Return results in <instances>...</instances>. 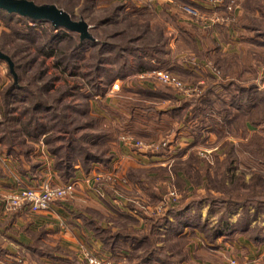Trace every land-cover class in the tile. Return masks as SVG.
<instances>
[{"label":"rangeland","instance_id":"obj_1","mask_svg":"<svg viewBox=\"0 0 264 264\" xmlns=\"http://www.w3.org/2000/svg\"><path fill=\"white\" fill-rule=\"evenodd\" d=\"M33 1L53 2L69 11L75 19L92 22L96 26L92 34L99 44L87 45L82 50L77 34L59 42L60 34L65 32L63 30L53 32L57 34V43L55 38L50 39L49 23L35 24L19 13L0 10V49L15 64V70L11 72L9 63L0 60V175L15 172L23 178L21 185H29L26 181L33 180L31 184L36 188L49 178L64 182L59 160H67L71 154V158L76 160V167L69 169V180H80V184L73 194L66 199L55 200L44 212L52 210L56 202L66 201L69 204L68 200L78 195L82 200L74 206L80 212H87L91 207L93 213L90 219L98 226L107 223L102 234L126 232L131 236L135 233L136 246H124L129 249V256L133 255L132 262L143 264L145 254L152 249L153 255L148 257L162 262L169 259L177 264L182 257L187 258L194 238L192 235L175 241L173 238L178 235H166L163 228L157 226L152 238L145 239L147 243H137L144 240L139 236L148 234V228L140 225L152 221L158 224L161 221L159 215L170 207L165 200L175 198V194L178 203L172 205L187 212L179 220L198 225L197 231L203 243L198 256L199 264H225V259L232 257L231 254L233 257L236 255L238 264H254L261 249L264 250V168L253 165L250 169L248 163L252 155L264 161V145H260L262 140L255 145L249 142L255 138V132L264 136V123L255 126L248 122L251 128L248 136L243 132L234 137L228 129H222L223 114H220L219 108H226L229 113L222 85L216 88L219 98L211 102L208 109L203 108L200 114L204 123L199 118H193L192 108H189L191 104L186 103L205 91L208 76L219 85L237 74L235 81L254 83L264 90V0H223L217 4L218 7L211 6L208 0H168L160 5L157 3L155 9L144 5L169 30L178 34L172 24L176 20L194 32L193 42H184L183 49L188 52L184 55L189 68L198 70L202 76H179L168 68L173 57L159 62L155 57L150 59L157 63L156 67L178 75L182 81L180 87L160 82L153 76L143 79L141 75L151 69H135L124 78L116 77L123 62L130 59L133 62L138 57L132 54L133 48L144 46L143 42L138 44L131 38L137 31L128 30L136 27V20L129 18L126 22L124 19L128 15L118 18L113 15L114 5L124 0ZM230 5L234 7L233 12L229 10ZM230 17L233 21L230 20L228 25L212 21ZM107 18L108 23L102 25ZM155 29L153 34L156 37L152 39L153 35H148L146 39L149 45L153 41L157 44L161 42ZM216 31L228 41L226 47L229 50L223 53L233 55L232 62L235 63L227 78L223 77L222 69L214 59L203 55L204 48L197 46L209 42V46L213 47L212 39ZM204 35L208 41L202 43ZM183 49L179 48V51ZM51 50L55 52L48 54L47 51ZM116 81L122 82V87L114 94L109 90ZM149 81L151 86L147 85ZM14 84L18 85V89L9 91ZM139 86L151 89L137 95L138 100L133 97L136 100L132 108L141 106L144 111H134L133 116L125 119L131 121L123 128L118 113H129L119 109L120 102L116 96L124 88ZM159 89V96L150 95ZM230 95L227 92L226 98L229 99ZM144 97L149 99L143 103L141 98ZM37 101L43 107L36 111ZM124 101H127L124 105H129L133 100ZM205 121L209 123L203 127L207 124ZM40 128L44 129L40 131ZM124 136L130 140L123 139L121 144ZM86 137L92 141L86 140ZM72 138L75 140L73 152L67 146ZM136 140L149 143V148H136ZM162 142H167L168 146H162ZM243 147L248 148L250 156L244 157ZM88 150L100 159L83 163ZM154 157H159V161L152 159ZM233 160H236L235 163H232ZM86 165L89 169L84 168ZM9 167L12 169L8 170ZM4 195L0 199L5 207ZM93 197L103 198L106 207H114L115 214L109 217L95 212L90 202ZM114 199H121L120 203L124 201L126 205H119L126 207L125 210L111 201ZM6 211L11 214L26 211L29 215H36V212L24 208ZM179 220L178 225H182ZM108 222H113L116 230ZM224 224H233L232 229L227 235L216 236L215 231L222 229ZM96 234L98 236V231ZM238 240L242 244H239L240 249H236V253L231 247ZM104 246H111V243L105 242ZM85 248L105 255L98 249L82 245L79 253L85 264H90L85 259ZM254 253L255 258L252 256ZM21 259L29 264L26 259ZM108 259L115 264L113 259ZM13 261L16 262L17 258ZM149 264L154 263L150 261Z\"/></svg>","mask_w":264,"mask_h":264},{"label":"trees","instance_id":"obj_2","mask_svg":"<svg viewBox=\"0 0 264 264\" xmlns=\"http://www.w3.org/2000/svg\"><path fill=\"white\" fill-rule=\"evenodd\" d=\"M29 1H33V0H29ZM97 1V0H94ZM103 1V0H102ZM36 5H44V4H54L53 2L51 3H37L35 1H33ZM56 5V4H54ZM62 9V8H60ZM144 9V10H143ZM145 9H147L145 11ZM1 11H7L4 10L2 8H0ZM65 12H67L70 16L71 19L74 21H82L85 22L87 24V34L88 36H83L84 34L80 31H76V30H72L69 29L67 27L64 26H58L56 27L52 21H50L49 19L46 18H37L34 19L30 16H24L26 17L30 22L32 23H49L50 25V31L49 33L51 34L50 39H54L56 40V35H54V31L57 30H63L65 31L63 34L61 35V38L58 40L59 42H61L64 39H67V37L69 38L70 36L73 37V35L77 34L80 38V48H82V50L90 44L93 45H98L99 43L96 41L95 37L92 34V30L94 27H96L95 25H93L92 22H88L84 19H75L73 17V15L63 9ZM8 12V11H7ZM113 15H116V18H118L119 16H125L128 15L127 17H125L126 19H124V21L127 22V19L132 18V20H136L135 23L136 27L134 28H128L129 31H137L135 32V34L131 37L136 43H144V46L142 47H138V45L136 47L133 48L132 50V54L137 55L138 57H135L132 60H128L125 61L121 64L120 67V72L117 73V78L119 77H125V75L127 73L132 72L133 70L137 69L139 71H143L147 69H152L154 67L157 66V63H153L150 59H152L153 57L157 58L158 62L159 60L162 59H166L171 58L173 55L176 56L177 53L179 52V48H183L185 46L184 42H193V38H194V32L192 31V29H189V26H187L184 23L178 22V21H174L172 22V24H174L173 26L175 27L176 31H178V34L173 31L172 29L169 30V28L165 25V24H161V22L158 21L157 17L154 16L153 12L148 9L146 6H144L143 4H139V2L135 1V0H124V2L122 3H116L114 5V10H113ZM115 18V19H116ZM130 20V21H132ZM115 22V20H114ZM112 22V23H114ZM108 23V18L104 20V22L102 23V25ZM130 23V22H129ZM135 25V24H134ZM155 27L158 30V36L160 38L159 44L152 43V45H149L148 42H146V39L148 37V35H153L154 39L156 36L153 34V31H155ZM98 28H96L95 30H97ZM53 30V31H52ZM52 31V32H51ZM247 31H249V29H247ZM147 32H150V34H147ZM125 33V32H124ZM123 33V34H124ZM180 33V34H179ZM72 34V35H71ZM191 35V36H190ZM245 35V34H244ZM249 35V34H248ZM249 38V36H248ZM130 39V37H129ZM142 40V41H141ZM164 40V42H163ZM58 41L56 40V42L58 43ZM174 41V46H172V42ZM214 44V43H213ZM104 45H109L108 43H105ZM159 45V46H158ZM59 47V45L57 46ZM187 48V47H186ZM214 51V55L212 56L211 54H207L208 56L210 55V57L212 59H214V61L216 62L217 65H219L222 69V73H223V77H229L230 71L234 68V64L232 62V56H228L227 53H223L222 51H220V47L217 46V44L215 43L214 47L211 48ZM3 52V51H2ZM48 54H53L55 52V50H51V51H47ZM6 54V53H5ZM8 56V54H6ZM156 55V56H155ZM241 56V54H239ZM11 59V58H10ZM1 61H5L8 62L6 60H1ZM13 60H11L12 63V67L11 64L10 65V71L14 72L15 70V64H13L14 62H12ZM243 70L241 69L239 72L241 73ZM237 72V71H236ZM235 76L228 80V81H223L221 84L217 85L215 84L216 80L215 79H209L208 84H207V88L205 89V91L199 95L198 97L194 98L193 100L187 102L186 104H191L190 105V109L192 108V112H193V118L197 119L199 118L201 120L202 123L203 120L200 117V114H202L203 112V108H207L210 107L211 102H213L215 99L219 98V96L217 95V91L216 88H219L221 85L223 88H225V101L228 102L227 106L229 107V113L228 110L226 108L222 109L221 107L220 109V114H223V118L221 122L220 120H218L219 122H221V124H223V126H221L222 129H228L229 132H231L233 134L234 137L239 136V134L241 133H245L244 135L248 136V133L250 132V127L248 125V122L257 126L259 124L264 123V90L258 88L256 85H254V83H249V84H242L238 81H235L234 79H236L238 77L237 74H234ZM113 82V81H112ZM112 86V85H110ZM18 89V85L14 84L9 88V91H15ZM104 89V88H103ZM120 91V90H119ZM142 91H151V89H147V88H143V87H137V88H124L119 94V96H116L118 98V106L119 109H122L124 111H126L129 114H124L122 112H117L118 116L120 117L121 121V125H123L125 128V126H128V121H131V119H129L128 121H126L125 119H127L130 116H133L135 113H133L134 111H144L143 108L140 106L139 108H132V105L134 103V101L140 98H137V95L141 94ZM44 92H46V89L44 90ZM231 93L230 98H226V93ZM157 94V95H156ZM160 94V89L157 90V92H152L150 95H156L159 96ZM135 97L136 99L134 100ZM245 98L244 101H242V98ZM127 99H131L133 101L129 102V105H124L123 103L127 102L124 100ZM146 99H149L148 97H144L141 98V100L146 101ZM121 100V101H120ZM122 102V103H121ZM40 103V101L36 102V111L38 110V108H42L43 105L38 104ZM142 103V102H141ZM147 103V102H146ZM43 104V103H42ZM206 109V110H207ZM199 110V111H198ZM215 113V112H214ZM216 114V113H215ZM211 115H214L213 113H211ZM124 119V120H123ZM126 121V122H125ZM207 122V121H205ZM209 122H207V124L205 123V125H203V127H206V125H208ZM27 129V128H26ZM44 128H40L39 130L42 131ZM30 132V130H29ZM45 133V132H44ZM255 138L249 142V144L251 145H255L257 144L259 141L260 145H264V136L262 134L255 132L254 134ZM39 137V136H36ZM260 137V138H259ZM86 140H90L92 141L91 138L86 137ZM103 140V139H102ZM74 138H72L69 143H68V149L71 150V152H73V147H74ZM237 144V143H235ZM235 144H231L233 146H235ZM244 144V143H242ZM170 145H172V142L170 143ZM257 146V145H256ZM240 149V148H239ZM242 153L244 154V157H248L250 156L249 150L247 147H243ZM95 158L100 159L98 156H96L94 153L90 152V150L87 151L86 154V158L85 160L83 159V163L84 161L88 163H90L91 161H93ZM101 161H103L101 159ZM236 160H233L232 163H235ZM59 164H60V169L63 171L61 172L62 174V180H64V182L69 180L70 177V172L69 169H73L76 166L75 162L76 160H73V158H71V154L69 155L67 160H59ZM104 163V162H103ZM107 163V161H106ZM253 165L255 166H260L262 168H264V161L259 160L258 156L256 155H252V159L250 160V162L248 163V166L250 167V169L253 168ZM84 168L89 169V166H84ZM210 169V167L208 168V170ZM185 213H187L186 211H184V208H178V206H174V205H170V207H168V209L165 211V213L159 215V218L161 219L160 222H149L146 224V228L148 230V234H143L142 236H139L140 239H144V240H140L137 243H147V241L145 242L146 238H152V234L155 230V228L162 223H166L165 226L168 227V229L166 231H168V235L169 236H177L180 233L184 232L185 229H190L191 231H196L198 228V225L193 224V222L190 221H183V220H179L180 218H184ZM173 215V216H171ZM173 217V219H171V217ZM176 220V221H175ZM182 222V225H178V221ZM224 227L222 229H217L215 231V235L216 236H222V235H227L229 233V231L232 229L233 224H224ZM179 227H182V229H180ZM145 229V230H146ZM146 230V231H147ZM97 231V229H96ZM124 233V234H123ZM124 235V237L127 238H131L134 239L135 237V233L134 234H126V232H118L115 235ZM98 235L100 236V239H102V241L105 243H108V239L104 236H101L99 233ZM110 238H115V236H112V234L109 235ZM150 238V239H151ZM149 239V240H150ZM133 245L136 246V244H132L130 245L129 248H133ZM109 247V246H108ZM110 248V247H109ZM111 249V248H110ZM128 249V248H127ZM114 251V250H112ZM115 252V251H114ZM149 255H153L152 253V249L150 251H148L145 254V257L143 259V264H149L151 261V257H148ZM131 256H127V262L128 264H142V262H132V257ZM140 258V255H138ZM142 257V256H141ZM135 258V257H134ZM141 260V259H140ZM171 260L168 259V261L166 262H158V263H154V264H171L172 262H170ZM173 264V263H172ZM176 264V263H174Z\"/></svg>","mask_w":264,"mask_h":264},{"label":"crops","instance_id":"obj_3","mask_svg":"<svg viewBox=\"0 0 264 264\" xmlns=\"http://www.w3.org/2000/svg\"><path fill=\"white\" fill-rule=\"evenodd\" d=\"M214 33L215 34L212 39V44L214 43L213 47L216 43L217 46L221 48L220 51L226 52L227 50H229V48L226 47L228 41L223 38L221 34L217 33V31ZM205 39L206 36H202V43L208 41ZM220 40L222 42H220ZM199 41H201V39ZM203 45L204 46H202L201 43L197 45L200 49L202 47L204 48L203 55H206V57H210V55H207L209 53L213 56L214 51L211 49L212 47L209 46V42L207 44L205 42L203 43ZM185 53L188 52L183 49L179 51L176 56L173 55V58L171 59L172 63L169 64L168 68L182 77H184V75L202 76L199 75L202 73L198 72V70H192L191 68H189L187 57H185L184 55ZM176 65H178V67H176ZM206 80L208 84L209 76L208 78H206ZM151 84V81H149L147 85L151 86ZM121 155H123L122 152ZM152 159H158L159 161V157H154ZM10 167L8 170L12 169ZM9 172V175H0V197H2V195L6 194L11 189L16 188L17 186H21L23 178L15 172ZM32 182L33 180L26 181L27 184H31ZM53 182L60 183L62 181L53 179ZM122 198L123 196H121V199ZM1 199V259L14 260L16 258H24L29 264H85L80 258L79 248L82 245H87L103 252L106 257L113 259L115 264H128L127 256L129 255V249H126L124 246L130 247V245L136 244L135 239H129L127 237H124V235L122 234L114 235L112 233V236H115V238L113 239L109 237L110 234H102L103 229L108 226L107 223L105 222L101 226L96 225L94 221L89 217L93 213L90 211L93 209L91 207L88 208L89 210L87 212H80V210H78V208L76 207L78 206V204L76 203L81 201L82 198L78 195H75L74 198L68 200L70 201L69 204L73 203V205H69L68 202L66 203V201L56 202L53 205L52 210L46 212H38L36 213V215H29V213H27L26 211L20 212L19 214L8 213L3 206V202ZM121 199H119V201L116 199L111 201L115 202L119 209L125 210L126 207H122L121 205H119V203L122 201ZM90 200V202L93 203L91 205L95 208V212H98L99 215L109 216L114 213V207L112 209H110L111 207H106V201L103 198L98 199L96 197H93ZM120 204L126 205L124 201ZM97 220L99 221L98 218ZM108 223L110 224V227L114 226L113 228L116 230L115 224L113 222L112 224L110 222ZM140 226L146 227V224H141ZM159 227L163 228V232L168 235V231H166L168 227H166L164 224H160ZM96 229L101 236H104L108 239V243H111V246H109L111 249L104 246V243L103 241H101L100 236H97L96 234ZM191 235L194 238L196 237V239H192L187 258L184 259V257H182L181 259H179V263L177 264H199L198 256L202 251L201 247L203 245L200 237V232H198L197 230L191 231L187 228L184 230V232L180 233L178 237H175L173 239L177 241L178 239H180V237L182 238ZM239 244H242V241L238 240L234 243L235 246L231 247L236 251V253V249H240ZM114 246H116V248ZM112 250H114L115 252ZM251 251L254 252L253 249H251ZM231 256L232 257L230 258H228V256L226 259L224 258L225 264H230V259H235L237 260V262H239L236 258V255H234L233 257V255L231 254ZM239 256H241V254L238 255V258ZM252 256H254L255 258L256 254L254 253L252 254ZM243 260L244 257L242 261ZM255 260L256 261L254 262V264L264 263V250L261 249V252L258 254V257L255 258ZM158 262H161V260L157 258L154 260V258H151V263Z\"/></svg>","mask_w":264,"mask_h":264},{"label":"built area","instance_id":"obj_4","mask_svg":"<svg viewBox=\"0 0 264 264\" xmlns=\"http://www.w3.org/2000/svg\"><path fill=\"white\" fill-rule=\"evenodd\" d=\"M137 2H140L143 5H147L150 8L157 7L156 4L159 5L161 3H164L168 0H135ZM211 6L218 7V3L222 2L223 0H208ZM155 9V8H154ZM230 12L234 11V7L230 5L229 8ZM232 20V18H216L215 20H212L214 24L216 23H222L225 25H228L229 21ZM233 21V20H232ZM211 22V21H210ZM212 22V23H213ZM209 23V22H208ZM208 65L212 66L211 64L207 63ZM210 70L214 71V68H211ZM154 77L160 82L169 83L172 85H175L177 87L181 86V78L171 73L170 71L166 69H162L160 67H154L151 70L147 71L146 73L142 74L141 77L144 78H151ZM111 91L112 93H117L120 88L122 87V82L116 81L114 84H112ZM128 141L130 139L122 138L121 144L124 143V140ZM140 140V139H139ZM136 140L135 147L138 149H148L149 143ZM162 146L166 147L168 146L167 142H162ZM127 145V144H126ZM43 185L40 186V188H36L34 185H21L14 189V191L9 192L3 196V201L6 210H19L21 208L27 209L30 212H41L45 209H48L52 202L55 200L60 199H66L69 197L73 192L75 191L77 185L79 184L80 180L76 179H70L66 182H60V183H54L52 178L46 179L43 181ZM37 186V185H36ZM39 186V185H38ZM175 198H167L165 201L172 204L178 203V196H175ZM169 207V206H168ZM163 209V208H162ZM86 251H84L85 259L90 264H112V262L105 256L102 255L93 249L85 248ZM230 264H238L237 260L230 259ZM0 264H26L23 259L17 258V261L14 262L13 260L8 261L4 259H0Z\"/></svg>","mask_w":264,"mask_h":264},{"label":"water","instance_id":"obj_5","mask_svg":"<svg viewBox=\"0 0 264 264\" xmlns=\"http://www.w3.org/2000/svg\"><path fill=\"white\" fill-rule=\"evenodd\" d=\"M0 8L8 12H16L23 16H30L34 19L46 18L58 26H64L72 30L80 31L84 35L87 34V24L82 21H74L71 16L54 4L36 5L29 0H0ZM0 60H6L11 64V59L0 49Z\"/></svg>","mask_w":264,"mask_h":264}]
</instances>
